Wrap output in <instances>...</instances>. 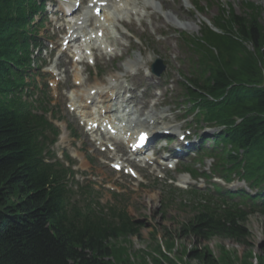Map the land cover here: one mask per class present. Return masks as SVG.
Masks as SVG:
<instances>
[{
    "label": "trees",
    "instance_id": "1",
    "mask_svg": "<svg viewBox=\"0 0 264 264\" xmlns=\"http://www.w3.org/2000/svg\"><path fill=\"white\" fill-rule=\"evenodd\" d=\"M23 0H0V264H110L112 241L139 234L126 218L107 219L92 200H72L66 171L42 161L45 138L38 140L34 120L19 97L26 62L18 54L14 25L23 27ZM242 10L220 5L213 25L193 38L198 54L192 78L184 84L207 120L227 125L217 137L231 144L228 162L243 166L252 187L251 202L264 214V17L254 3ZM16 13V15L13 14ZM241 152L242 160H236ZM179 227L184 237H213L245 243L247 213L238 205L197 203ZM264 250V244L262 245ZM184 264H220L204 248H194ZM166 264H176L168 259Z\"/></svg>",
    "mask_w": 264,
    "mask_h": 264
},
{
    "label": "rangeland",
    "instance_id": "2",
    "mask_svg": "<svg viewBox=\"0 0 264 264\" xmlns=\"http://www.w3.org/2000/svg\"><path fill=\"white\" fill-rule=\"evenodd\" d=\"M157 1V0H156ZM221 3H229L231 6L239 12L240 2L242 0H219ZM253 1L257 5L261 6L262 16L264 17V0H246ZM164 11H169V14L175 19L184 23L194 24L196 20V14L192 11L183 13L177 10L176 16L169 8L163 7ZM216 6L213 5L210 10L205 13V18L209 19L214 17ZM201 23L195 25V29L199 30ZM150 26L144 27L148 38L151 39L149 44H153V47L163 40H167L168 46L161 51H156L153 48L154 53L150 50V57L154 59L158 54L164 59L166 66L165 78L168 80L167 85L163 90H167V101L173 102L170 96L175 94L176 82L179 80V75L176 73L179 66V49L177 44V35L182 32V29L176 28L173 24L168 23L161 27L164 33L163 37H159L157 32L149 29ZM141 31V29H140ZM189 34H196L194 32H186ZM167 52V56L165 55ZM149 61V60H148ZM111 64H98L95 67V73L90 68H86V71L82 73L83 78H88L90 81L102 82L104 81L105 74H110ZM115 68L117 66L115 65ZM183 71V70H182ZM110 72V73H109ZM98 73L99 78L95 77ZM102 73V75H100ZM73 76V73H70ZM105 75V76H104ZM264 84V70L262 74ZM73 79V77H72ZM135 82V79H133ZM151 84L154 83V79L150 77ZM44 79H41V85L44 83ZM50 84H53L50 82ZM69 81L59 87V90L55 92L52 85L48 90L50 91L51 98L50 106L56 108L57 115L63 121L60 124L62 129L61 141L59 140L54 146V151L58 154L65 150L71 155L76 157L78 167L81 171L87 172V178L96 182V186H102L103 190V202L113 201L112 192L120 191L125 193L124 199L127 205L126 212L128 214L127 219L139 224V234L128 237H119L112 241L110 251L112 248V256L109 258L110 264H166V261L170 258L176 264L187 263L186 255L194 248H204L210 252L214 258L220 264H264V250L262 245L264 244V215L260 213L250 214L247 216L244 222V227L248 231L245 243H237L232 239L223 237H213L208 240H197L192 237H184L179 232V227L182 223H185L191 216V210L189 208H182L180 206L181 200L186 197L178 195L170 196L167 192H162L159 189V184L156 180H153L152 175H144L143 183L131 178H122L114 172H112L108 166L99 165L96 161H92V164H88L84 161L80 162L79 158L84 155L89 158V152L87 146L82 138L79 136V129H76V123L72 119L66 116V108L69 106V98L72 97V90L74 88L69 87ZM122 85H128L129 83H121ZM88 84L85 83V87ZM178 89V88H177ZM65 98V99H64ZM57 99V100H56ZM64 100V101H63ZM179 100V99H178ZM180 101V100H179ZM172 107V106H170ZM169 115V114H168ZM173 114H170L171 117ZM68 125V128L73 129V135L64 130V125ZM172 124H174L172 122ZM156 183V186L154 184ZM159 189V190H158ZM154 196L156 200L154 202L149 200L147 196ZM164 205V206H163ZM166 205V206H165ZM194 264V262H192Z\"/></svg>",
    "mask_w": 264,
    "mask_h": 264
},
{
    "label": "bare ground",
    "instance_id": "3",
    "mask_svg": "<svg viewBox=\"0 0 264 264\" xmlns=\"http://www.w3.org/2000/svg\"><path fill=\"white\" fill-rule=\"evenodd\" d=\"M129 1L131 3H125L126 5H124V8L122 6H121V8H119L118 6H119L120 3H118V4L116 3L115 5H117V7L115 5H114V7H115V10H116L115 11L116 19H118V20L115 19L113 21H110L109 20V17H107V19L105 18L106 19V22H108V23L109 22L110 23H116V22L124 23V22H127L128 21L129 24H132V21H131L132 20V17H134V15H138V11H137L138 10V7H141V8H147V7H149L147 4L141 3L140 0H129ZM159 1L163 4V0H159ZM129 7L132 8V9H130L132 11H130L128 9ZM123 12H124V14H123ZM172 12L176 13V11H174V10H172ZM101 15L103 17H105L104 16V13H102ZM154 15H156V14L154 13ZM156 16H158V15H156ZM88 18H92V17L89 15ZM166 20H167L166 17H160V19L159 18H154V23L156 25H159L163 21L166 22ZM199 21L200 20L197 18V20L195 21V23H198ZM173 24H174V26L180 27V28H189V26H190V25H187L185 23H178L176 21H173ZM101 25H102L101 26V29H96L92 33H95L96 34L98 31H102L103 32V37H104V39H106L111 33L107 31V29L103 26V24H101ZM61 29L64 31V28H61ZM189 30H193L194 31L195 28L189 29ZM109 46L118 47V46H120V43L116 39L107 40L106 43H105V47L103 49V54L101 53V49H99L98 54L100 56L107 55V47H109ZM109 55L111 56L112 53H110ZM137 65H139V60L138 59L132 61L131 65L126 64L125 65V69L123 71V74L112 75L110 81L104 82V87H102L101 85H99L97 83H94L92 86H90L87 89H85L83 87V89H81L79 93H76L74 95L75 99L72 100L71 105H77L78 104V105H82V107L88 109L89 106L86 105V101L88 99H96V100H99L100 98H106L107 99L106 102L111 101V97L108 96V93L111 92V93L115 94L114 92L116 90H119L120 89L119 88V85L117 84L119 82V80H121L123 77H126L125 73L128 72V70H129L130 67L137 66ZM76 80H80L79 79V76L77 75V73L74 76V81H76ZM82 84L83 83H81L80 85H82ZM147 197H149V200L152 201V202H154V200H156V197H154V196L151 197V196L148 195Z\"/></svg>",
    "mask_w": 264,
    "mask_h": 264
}]
</instances>
